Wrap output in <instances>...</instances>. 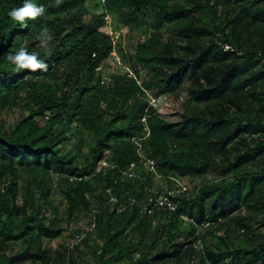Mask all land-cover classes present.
<instances>
[{
  "label": "trees",
  "instance_id": "trees-1",
  "mask_svg": "<svg viewBox=\"0 0 264 264\" xmlns=\"http://www.w3.org/2000/svg\"><path fill=\"white\" fill-rule=\"evenodd\" d=\"M35 2L21 24L0 0V264H264V0ZM21 46L48 71L15 72ZM115 51L129 70L106 79ZM182 91L179 120L151 103ZM179 185L176 211L130 204Z\"/></svg>",
  "mask_w": 264,
  "mask_h": 264
},
{
  "label": "rangeland",
  "instance_id": "rangeland-1",
  "mask_svg": "<svg viewBox=\"0 0 264 264\" xmlns=\"http://www.w3.org/2000/svg\"><path fill=\"white\" fill-rule=\"evenodd\" d=\"M99 1L100 0H88L87 6L91 12L99 13L102 11V6L97 8V5H100ZM108 18H109L108 25L106 29L110 32V34L113 35L117 46H119L120 43L122 46L125 47L127 45L134 46L137 40L136 37H138L140 33L138 34L136 32L135 35L129 36L127 27L121 26V29H118V24L120 25V23L117 21L116 17L113 14H108ZM102 68L106 79L114 72H118V71L125 72L129 70L128 67L125 65V63L123 62V60H121V55L118 51L114 52V54L105 62ZM150 98H151V103L159 109V111L162 113L165 119H167L168 121H176L179 120L181 117L180 115L183 112L182 103L186 100L187 95L184 91H182L180 97H175L174 95H162L160 97H155V95L152 94ZM19 114H20L19 110L18 111L11 110L8 111L7 113L5 112L3 116L5 120H8L10 123H13V121L19 116ZM204 181L205 180L197 179L191 186L193 187L195 184H202ZM55 200L60 204L61 209H63L64 204L61 203L62 197L59 194H56ZM88 219L90 218L85 217L83 220L79 222V225H85ZM185 220L188 221L187 217L185 218ZM62 242L63 240L61 238H57L54 239L52 242L47 243V246L53 249L56 248L58 245H60Z\"/></svg>",
  "mask_w": 264,
  "mask_h": 264
},
{
  "label": "clouds",
  "instance_id": "clouds-1",
  "mask_svg": "<svg viewBox=\"0 0 264 264\" xmlns=\"http://www.w3.org/2000/svg\"><path fill=\"white\" fill-rule=\"evenodd\" d=\"M63 0H55V6L59 7ZM46 9L43 5H38L35 0H23L22 6L15 7L8 12L9 17L23 24L26 20H36L45 15ZM109 18H107L108 20ZM53 33L48 28H43L37 36L40 47L48 48L53 40ZM7 60L14 66L15 72L27 70L30 72H47L48 64L40 58V54L35 51H28L21 46L16 52H9Z\"/></svg>",
  "mask_w": 264,
  "mask_h": 264
},
{
  "label": "built area",
  "instance_id": "built-area-1",
  "mask_svg": "<svg viewBox=\"0 0 264 264\" xmlns=\"http://www.w3.org/2000/svg\"><path fill=\"white\" fill-rule=\"evenodd\" d=\"M108 18V16L106 17ZM151 169H154V166L151 165ZM190 188L187 186L179 185L178 188L170 190L166 193H161L158 195H150L144 201L132 200L130 204H136L142 212L153 214L156 211H176L179 206V198L181 197H192L189 193ZM111 200L116 201V198H111ZM123 207L120 206L119 210ZM96 223L92 221L89 226H87L86 231H82L81 233H77L74 238L70 240V247L79 244L82 239L88 234L90 230L95 228ZM64 264H68V260L65 261Z\"/></svg>",
  "mask_w": 264,
  "mask_h": 264
}]
</instances>
